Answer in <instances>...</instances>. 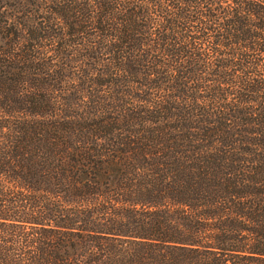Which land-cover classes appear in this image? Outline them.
Masks as SVG:
<instances>
[{"label": "trees", "instance_id": "16d2710c", "mask_svg": "<svg viewBox=\"0 0 264 264\" xmlns=\"http://www.w3.org/2000/svg\"><path fill=\"white\" fill-rule=\"evenodd\" d=\"M0 264H264V0H0Z\"/></svg>", "mask_w": 264, "mask_h": 264}]
</instances>
